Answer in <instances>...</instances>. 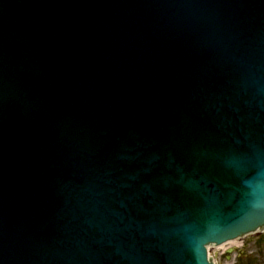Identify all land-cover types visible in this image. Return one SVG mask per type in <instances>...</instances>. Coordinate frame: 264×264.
<instances>
[{
    "label": "water",
    "instance_id": "95a60500",
    "mask_svg": "<svg viewBox=\"0 0 264 264\" xmlns=\"http://www.w3.org/2000/svg\"><path fill=\"white\" fill-rule=\"evenodd\" d=\"M263 230L264 0H0V264Z\"/></svg>",
    "mask_w": 264,
    "mask_h": 264
},
{
    "label": "rangeland",
    "instance_id": "374dc122",
    "mask_svg": "<svg viewBox=\"0 0 264 264\" xmlns=\"http://www.w3.org/2000/svg\"><path fill=\"white\" fill-rule=\"evenodd\" d=\"M261 234L248 235L234 245L213 246L210 254L215 264H264V238ZM264 236V235H263ZM229 249H234L228 253Z\"/></svg>",
    "mask_w": 264,
    "mask_h": 264
},
{
    "label": "bare ground",
    "instance_id": "6f19581e",
    "mask_svg": "<svg viewBox=\"0 0 264 264\" xmlns=\"http://www.w3.org/2000/svg\"><path fill=\"white\" fill-rule=\"evenodd\" d=\"M236 241H237V240H236ZM236 241H233V242H231V243H229V244H230V245H234V243H235ZM222 247H224V245H223Z\"/></svg>",
    "mask_w": 264,
    "mask_h": 264
},
{
    "label": "flooded vegetation",
    "instance_id": "af4514ba",
    "mask_svg": "<svg viewBox=\"0 0 264 264\" xmlns=\"http://www.w3.org/2000/svg\"><path fill=\"white\" fill-rule=\"evenodd\" d=\"M261 237H263V238H264V236H260V238H261Z\"/></svg>",
    "mask_w": 264,
    "mask_h": 264
}]
</instances>
